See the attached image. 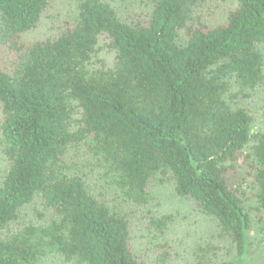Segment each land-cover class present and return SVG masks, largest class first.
<instances>
[{"label": "trees", "instance_id": "trees-1", "mask_svg": "<svg viewBox=\"0 0 264 264\" xmlns=\"http://www.w3.org/2000/svg\"><path fill=\"white\" fill-rule=\"evenodd\" d=\"M230 1L146 0L128 19L79 0L32 37L51 0H0V264H147L131 216L78 170L80 146L120 202L145 207L171 182L217 224L211 250L229 254L217 264H250L264 215V126L250 106L264 88V0ZM31 205L36 218L18 224ZM149 215L163 237L171 215Z\"/></svg>", "mask_w": 264, "mask_h": 264}, {"label": "rangeland", "instance_id": "rangeland-1", "mask_svg": "<svg viewBox=\"0 0 264 264\" xmlns=\"http://www.w3.org/2000/svg\"><path fill=\"white\" fill-rule=\"evenodd\" d=\"M79 0H51V3L43 17L39 27L31 32L32 37L46 36L54 31L56 21L63 17L71 16ZM116 7L123 18H132L136 12L146 7V0H105ZM231 4L234 0L230 1ZM98 58L105 64H110L112 52L102 50ZM252 111L255 112L257 123L264 126V88L254 102H250ZM2 138L0 134V179L2 171L7 166L6 158L2 152ZM74 162L78 164V170L86 172L88 181L94 187L97 195L104 200L117 204L125 213H128L134 221V250L147 264H193L197 259L206 261L207 264H217L229 254L220 248L211 250L215 245H221L224 241L218 236V226L209 216L199 211L189 199L176 195L173 184L167 183L153 189L152 198L145 207H131L129 202H120L118 196L111 188L106 187L100 175L95 169V160L87 153V148L80 146L73 148ZM87 149V150H86ZM252 196V195H250ZM120 202V203H119ZM254 204V199L251 200ZM34 205L27 208L26 214L17 221L23 224L36 218L32 211ZM156 215L169 214L172 221L163 237L156 236L149 229V218ZM253 219L257 220L261 213L251 209ZM263 214V213H262ZM228 243V242H225ZM166 244V246H163ZM264 262V215L262 219L255 221L252 235L251 253L249 263ZM40 264H69L63 262L55 255L47 256Z\"/></svg>", "mask_w": 264, "mask_h": 264}]
</instances>
